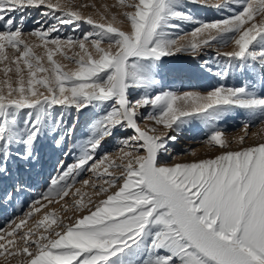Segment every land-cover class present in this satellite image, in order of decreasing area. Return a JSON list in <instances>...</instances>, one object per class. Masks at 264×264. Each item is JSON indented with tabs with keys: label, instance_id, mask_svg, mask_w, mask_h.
I'll return each instance as SVG.
<instances>
[{
	"label": "snow or ice",
	"instance_id": "6c2138e0",
	"mask_svg": "<svg viewBox=\"0 0 264 264\" xmlns=\"http://www.w3.org/2000/svg\"><path fill=\"white\" fill-rule=\"evenodd\" d=\"M192 6L224 16L201 20ZM86 7L0 0V212L29 198L25 216L0 228L3 264H264V141L246 143L248 127L264 125V0H120V21L106 5L99 20ZM32 12L40 19L26 32ZM194 70L216 81L210 90H172ZM241 113L233 149L220 125ZM195 122L219 154L169 163L173 133ZM125 133L120 163L98 158ZM48 141L56 174L37 192ZM86 172L94 179L81 180ZM77 183L103 198L85 201ZM61 201L84 214L65 222Z\"/></svg>",
	"mask_w": 264,
	"mask_h": 264
},
{
	"label": "rangeland",
	"instance_id": "374dc122",
	"mask_svg": "<svg viewBox=\"0 0 264 264\" xmlns=\"http://www.w3.org/2000/svg\"><path fill=\"white\" fill-rule=\"evenodd\" d=\"M55 2V0H54ZM62 3H68V0H61ZM74 7L79 6L81 4L86 5H94L95 7H86L81 8L80 10L85 15H93V17L97 20H99V15H97L98 12L103 13L105 11L104 6H108V13H105L109 15V18H111V14H115L117 21H120L122 19V16L119 14L120 10L118 8L112 7L115 4H118L120 0H71ZM210 3H223V0H210ZM192 12L193 15L201 20H213V19H220L223 18L224 13H218L216 10L209 6V7H198V6H192ZM34 19H40L39 14L36 12H32L31 15H29L26 18V25H25V31H30L33 28H36L37 25L32 23ZM123 27L125 30H127V25H119ZM89 26L84 25L83 29L87 30ZM191 25H183L184 31H190ZM79 36L80 33H73L71 30H66L63 34V36ZM231 47L228 48H221L220 51H230ZM38 54L42 52L41 49L36 50ZM216 48H212L207 50V53L203 55L200 59H208L209 54L215 53ZM68 55H72L71 52L68 53ZM57 60H60L61 63L67 64V61H63L60 59L59 56L56 57ZM182 59L178 62H184V60L189 59L188 57H180ZM71 67V65H69ZM194 69L198 67V65L192 66ZM3 79L2 74H0V80ZM231 83H236V81H230ZM216 81L207 78L206 76H201L199 72L193 71L190 73L187 77H185L182 82L177 81L173 87L172 90L174 91H202L206 92L207 90H210V86L215 84ZM93 113L91 111L88 112V116L84 117L82 116L80 119L79 129H78V136L83 137L86 135V128L87 124L89 123V119L92 117ZM247 117L244 114H236L232 117H229L224 123L220 125L221 129L225 132V135L227 136L228 140L232 142L233 149L239 147L235 141L242 135L245 134L244 129V122L246 121ZM150 121H141V127H145L146 125H150ZM247 132L249 134V138L247 139V145H251L255 142H262L264 141V125L260 124L259 122H255L253 125H250L247 129ZM130 133L122 134L121 136H118L116 139H113L111 141H106L104 143L103 152L98 154L99 156H102L104 152H107L111 159H114L116 163H120L121 161L117 158L118 156V147H119V139L123 137V135H128ZM177 135V141L174 144H170L169 148V155H168V162L171 164L175 163H185V162H191L196 159H203V158H212L215 155H218L219 152L216 150L210 148L206 143H204V140L206 139V130L204 129V126L199 124V122H195L193 125L185 126V128L178 134L173 133ZM51 141H48V145L44 147L43 149V165L42 167H38L36 169L37 172H39L38 176H34V183L36 185L35 191H41L43 190L45 184L48 182L51 176H54L56 173L54 171V164L55 160L57 158V152L51 148ZM195 153L193 155L192 153ZM72 160L69 159L68 163H71ZM103 167V166H101ZM83 179H89L90 181L93 180L92 173L86 172L81 177V180ZM80 189L83 194H85V201L90 197L93 201H98L102 199V196H97L95 194L94 189L91 186H83L82 183H77L75 187L72 189L74 192L76 189ZM79 198V197H77ZM65 200L71 204L73 201V197L69 195V197H66ZM28 197H23L18 202L17 207L15 209V212H13L12 209H9L8 213L5 214L3 212H0V228H7V221L12 218H16L17 222H19V218H22L25 216V214L28 212ZM64 201H61L60 203L56 204L55 211L58 216L62 217L65 222H69V217L75 218L79 215H83L84 213H76L69 209L68 211L62 210V205L64 204ZM43 211H52L51 208L45 209ZM43 212L35 214V219H28L26 224L22 227V231H27L29 228H33L34 224L37 220H40L42 218ZM0 264H3V258H0Z\"/></svg>",
	"mask_w": 264,
	"mask_h": 264
},
{
	"label": "bare ground",
	"instance_id": "6f19581e",
	"mask_svg": "<svg viewBox=\"0 0 264 264\" xmlns=\"http://www.w3.org/2000/svg\"><path fill=\"white\" fill-rule=\"evenodd\" d=\"M175 145V144H174ZM176 146V145H175Z\"/></svg>",
	"mask_w": 264,
	"mask_h": 264
}]
</instances>
